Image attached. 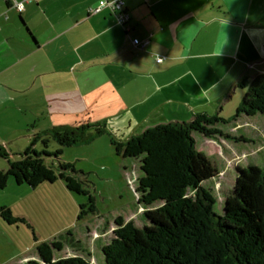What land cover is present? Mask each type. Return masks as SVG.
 Wrapping results in <instances>:
<instances>
[{
  "label": "crops",
  "instance_id": "0c3cea01",
  "mask_svg": "<svg viewBox=\"0 0 264 264\" xmlns=\"http://www.w3.org/2000/svg\"><path fill=\"white\" fill-rule=\"evenodd\" d=\"M15 1L0 0V145L11 157L54 127L101 123L126 140L200 114L230 120L215 128L246 139L200 136L197 150L219 171L212 181L219 159L236 173L239 159L264 154L251 144L264 117L234 118L239 84L264 74V0H125L123 24L102 0H31L22 13ZM65 231L74 238L63 228L45 242ZM35 242L4 264L39 261Z\"/></svg>",
  "mask_w": 264,
  "mask_h": 264
},
{
  "label": "trees",
  "instance_id": "16d2710c",
  "mask_svg": "<svg viewBox=\"0 0 264 264\" xmlns=\"http://www.w3.org/2000/svg\"><path fill=\"white\" fill-rule=\"evenodd\" d=\"M239 86L245 94L234 118L241 114L264 117V74L245 78ZM228 122L200 114L188 123L158 125L126 140L101 123L54 127L36 134L18 160L0 145V159L9 165L0 170V191L10 179L32 189L62 181L71 193L88 198L80 205L78 221L97 215L95 197L73 164L51 166L46 158L59 159L64 149L88 144L104 134L118 156L141 160L139 203L148 207L161 203L144 212L147 224L143 228L133 221L125 223L121 217L115 220L114 237L102 248L105 264H264V169L250 165L237 170L233 189L222 192V215L215 212L217 199L204 185L219 171L197 151L193 133L245 142L243 137L215 128ZM52 142L58 145L55 152L48 151ZM0 215L10 225L25 222L7 207L0 208ZM62 248L60 241L40 243V260L24 264H90L80 256L56 260L54 253Z\"/></svg>",
  "mask_w": 264,
  "mask_h": 264
},
{
  "label": "rangeland",
  "instance_id": "374dc122",
  "mask_svg": "<svg viewBox=\"0 0 264 264\" xmlns=\"http://www.w3.org/2000/svg\"><path fill=\"white\" fill-rule=\"evenodd\" d=\"M254 131L258 136L252 138L251 144L264 145L263 125L259 124ZM195 136L198 148L201 134ZM57 149L58 145L52 142L48 151L55 152ZM12 158L18 160L20 154ZM245 158L237 161L238 168H247L251 163L264 169V154L253 155L250 161ZM4 162L0 159V165H4ZM46 162L51 166L59 162L73 164L78 177L95 197L98 213L77 221L80 205L87 203L88 198L71 193L61 186L62 181L32 189L27 185H17L14 179H10L7 188L0 191V208H9L15 217L25 222L10 225L0 215V264L13 261L24 249L36 245L35 241L45 242L48 239L46 235L63 228H71L69 233H73L74 238L68 239L66 231L58 237L56 241L63 244L60 252L55 251L58 259L80 256L90 264H105L102 248L114 237L115 220L121 217L125 223L133 221L143 228L147 224L144 212L161 204L158 202L151 207L139 204L138 179L143 176L141 160L118 156L107 135H99L88 144L66 148L59 159L48 157ZM222 163L220 159L217 162L221 175L204 184L217 199L215 212L219 215L223 214L224 209L221 192L233 189L237 173L224 170ZM30 260L34 258L30 257L27 262ZM24 263L26 261L20 264Z\"/></svg>",
  "mask_w": 264,
  "mask_h": 264
},
{
  "label": "built area",
  "instance_id": "2783aa9c",
  "mask_svg": "<svg viewBox=\"0 0 264 264\" xmlns=\"http://www.w3.org/2000/svg\"><path fill=\"white\" fill-rule=\"evenodd\" d=\"M5 1L9 3L10 0H5ZM30 1L31 0H17L14 2L13 6L19 13H22L25 10L26 4L29 3ZM103 8H109L114 13L118 14L119 20L122 24L129 21L128 15L125 12V9H126L125 0H112V1L102 0L99 2V9H103ZM134 44L135 46L145 48L150 44V41L147 40L144 42H140L139 40H134ZM164 61H165V58L163 57L156 59V62L158 64H161Z\"/></svg>",
  "mask_w": 264,
  "mask_h": 264
},
{
  "label": "flooded vegetation",
  "instance_id": "af4514ba",
  "mask_svg": "<svg viewBox=\"0 0 264 264\" xmlns=\"http://www.w3.org/2000/svg\"><path fill=\"white\" fill-rule=\"evenodd\" d=\"M138 202H139V200H138ZM139 204H140V203H139ZM115 226H116V225H115ZM116 227H117V226H116ZM115 229H116V228H115ZM115 229H114V230H115Z\"/></svg>",
  "mask_w": 264,
  "mask_h": 264
}]
</instances>
